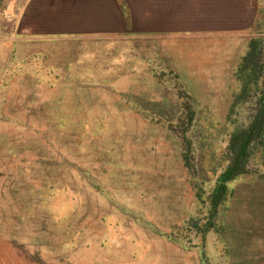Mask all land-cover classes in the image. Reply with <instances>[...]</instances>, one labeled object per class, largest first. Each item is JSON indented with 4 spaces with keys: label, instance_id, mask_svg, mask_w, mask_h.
I'll return each mask as SVG.
<instances>
[{
    "label": "rangeland",
    "instance_id": "obj_1",
    "mask_svg": "<svg viewBox=\"0 0 264 264\" xmlns=\"http://www.w3.org/2000/svg\"><path fill=\"white\" fill-rule=\"evenodd\" d=\"M10 1L0 264H264V143L210 203L231 135L258 109L251 80L235 100L241 42L196 48L189 64L181 38L28 40L4 13ZM249 38L264 46L263 10Z\"/></svg>",
    "mask_w": 264,
    "mask_h": 264
},
{
    "label": "crops",
    "instance_id": "obj_2",
    "mask_svg": "<svg viewBox=\"0 0 264 264\" xmlns=\"http://www.w3.org/2000/svg\"><path fill=\"white\" fill-rule=\"evenodd\" d=\"M262 10L264 0H11L4 13L28 40L181 38L189 64L198 62L196 48L213 44L220 53L234 40L245 50L234 54V77Z\"/></svg>",
    "mask_w": 264,
    "mask_h": 264
},
{
    "label": "trees",
    "instance_id": "obj_3",
    "mask_svg": "<svg viewBox=\"0 0 264 264\" xmlns=\"http://www.w3.org/2000/svg\"><path fill=\"white\" fill-rule=\"evenodd\" d=\"M263 71L264 46L261 41L250 42L249 50L242 58L235 73L237 80L242 84L241 91L236 95L235 100L238 102L247 97L248 82L251 80L253 86L257 88L255 94L258 109L248 126L230 137L228 144L230 163L218 177L213 189L210 198L211 211H214L220 203L225 201L229 194L228 184L246 173L244 166L247 158L257 146L264 143V87L259 86V79L261 80ZM192 115L193 113H190L189 119H192Z\"/></svg>",
    "mask_w": 264,
    "mask_h": 264
}]
</instances>
